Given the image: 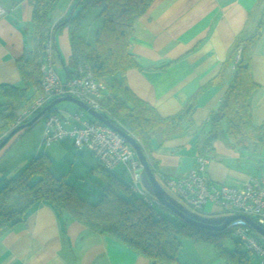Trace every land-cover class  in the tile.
Here are the masks:
<instances>
[{
    "label": "crops",
    "instance_id": "0c3cea01",
    "mask_svg": "<svg viewBox=\"0 0 264 264\" xmlns=\"http://www.w3.org/2000/svg\"><path fill=\"white\" fill-rule=\"evenodd\" d=\"M75 1H57L50 15L51 26L68 13ZM34 3L35 0H0L4 10L0 16V85L20 88L25 85L18 62L29 51ZM258 3L259 0H155L135 23L129 49L139 67L125 74L132 93L153 107L162 118L179 114L191 98L197 97L193 114L195 127L164 143L153 139L150 144L148 160L159 164V174H154L164 189V177L181 178L196 167L201 155L196 146V129L205 125L218 108L231 81V69L227 70L223 84L203 89L229 61L238 38L256 29L262 13ZM69 31L60 32L59 41H55L59 56L53 54L54 64L58 61L63 73V63L68 64L71 55ZM69 69L73 71L74 67ZM250 74L258 86L250 101L251 122L253 126H260L264 122V28L251 52ZM75 113H82V119L86 120L84 114L87 112L83 109ZM57 143L54 150L60 151L62 159L68 158L70 149L67 146L76 148L72 139ZM213 149L211 154H206L209 160L206 175L211 183L240 188L251 177H264V150L261 153L235 150L220 140L214 142ZM7 150L10 146L0 154V164ZM48 159L51 163V158ZM123 168L119 165L114 174L130 181ZM0 170L3 172L0 176H5L8 168ZM103 182L106 184L105 177ZM200 214L206 217L224 215L214 203H208ZM187 239L196 244L207 243ZM193 250L196 260L184 255L182 260L177 257L174 264H215L218 261L211 258L208 263L199 262L200 252ZM253 255L261 264L260 257ZM0 264L150 262L114 237L95 232L70 213L39 201L31 206L24 222L0 233Z\"/></svg>",
    "mask_w": 264,
    "mask_h": 264
},
{
    "label": "trees",
    "instance_id": "16d2710c",
    "mask_svg": "<svg viewBox=\"0 0 264 264\" xmlns=\"http://www.w3.org/2000/svg\"><path fill=\"white\" fill-rule=\"evenodd\" d=\"M57 1L35 0L29 51L18 62L24 87L0 85V106L3 107L0 114V143L11 131L25 126L12 136L0 154L16 136L34 127L43 116L58 113L54 108L42 113L51 102L37 113L36 118L41 113L42 116L34 124L27 126L31 119L16 126L22 110L42 96L41 64L46 59L47 46L50 45L52 55L58 57L56 36L65 29L70 30L73 38L70 61L63 63L64 80L69 79L79 65L88 64L95 79L105 88L100 99L103 116L135 137L147 158L153 139L164 143L195 127L193 114L197 97L191 98L179 114L162 118L153 107L132 93L125 80L129 70L139 67L129 49L134 25L155 0H76L68 13L51 26L50 15ZM258 5L262 13L256 29L238 38L229 61L203 89L223 84L227 70L231 69L232 78L218 108L211 113L205 125L196 129V146L202 157L207 158L206 154L214 151L213 144L218 140L228 148L244 152L258 153L264 148V122L260 126H253L250 114L251 97L258 87L251 79V52L264 28V0H259ZM91 10H100L103 25L96 31L92 43L82 37L75 39L84 15ZM70 66L74 67L73 71L69 69ZM53 67L55 69L54 62ZM148 161L152 171L159 174V164L154 160ZM50 167V160L46 156H39L18 176L0 187V233L24 222L31 206L46 201L57 210L70 213L93 231L114 237L148 259L150 264L176 263L184 238L212 243L222 255L221 244L208 236L184 231L186 228L195 231L203 229L193 227L163 205L158 206L164 213L156 212L155 207L149 208L130 189L131 180L121 179L114 174V170L108 171L100 164L106 184L101 186L103 191L98 201L92 203L80 196L65 176L56 177ZM123 169L130 177L126 167ZM207 232L208 235L212 234L211 231ZM246 253L241 254L237 264H250Z\"/></svg>",
    "mask_w": 264,
    "mask_h": 264
},
{
    "label": "built area",
    "instance_id": "2783aa9c",
    "mask_svg": "<svg viewBox=\"0 0 264 264\" xmlns=\"http://www.w3.org/2000/svg\"><path fill=\"white\" fill-rule=\"evenodd\" d=\"M4 10L0 7V16ZM45 61L41 64L43 94L19 114L16 126L36 118L37 113L54 99L66 96L83 102L103 115L100 99L104 86L93 76L88 64L79 65L74 74L62 80L53 67V55L47 46ZM239 56V53H238ZM46 118L43 145L50 147L65 139H72L79 150H89L108 171L123 165L129 172L133 193L140 196L149 208L161 205L142 185L143 165L135 150L117 132L96 121L82 119V113L58 112ZM206 157L200 156L197 165L187 175L170 179L164 177L165 190L193 213L200 214L208 203L218 205L224 215H237L226 231L244 248L260 257L264 264L263 238L251 227L247 218L264 228V177H251L240 188L211 183L206 175Z\"/></svg>",
    "mask_w": 264,
    "mask_h": 264
},
{
    "label": "rangeland",
    "instance_id": "374dc122",
    "mask_svg": "<svg viewBox=\"0 0 264 264\" xmlns=\"http://www.w3.org/2000/svg\"><path fill=\"white\" fill-rule=\"evenodd\" d=\"M102 25L103 21L100 17V10H91L84 15L81 28L76 32L74 38L79 39L82 37L92 43L96 31ZM60 35L61 34L58 33L56 37L57 42L59 41ZM68 37L72 39L73 35L69 32ZM61 67L62 66L57 61L55 64V71L61 79L64 80V73L61 71ZM54 109H57V111L67 110L72 113L81 110L78 106L70 102H62L56 105ZM2 112L3 107L0 106V114ZM84 118L86 120L90 118L92 119L90 121L95 122L88 113L84 114ZM45 123L46 118L42 117L34 127L19 134L13 139L9 145L10 150H7L0 164V169L3 170L8 168L5 176H0V187H2L5 182L18 176L27 168L34 158L43 155L47 158H51L50 169L56 177L60 178L65 176V179L76 188L80 196L92 203L97 202L99 195L103 191L101 186L104 185V176L94 154L89 150L78 151L76 148L74 149L67 146L70 149V151H67L68 158L62 159L60 151L54 150L59 143H54L50 148L44 146L42 143ZM263 150L264 148L258 153H261ZM1 174H3V172L0 170V175ZM257 174L261 176L260 173ZM155 211L164 213L160 206H155ZM184 231L198 236H208L211 240L221 244L222 255H219V250L212 243L196 244L195 242H191L190 239L184 238L182 241L183 249L181 250L182 252L178 254V259L182 260L185 255L191 260H196L197 255L193 249H198L201 254L199 262L203 261L208 263L211 261V258H217L218 261L215 264H237L238 259L241 258V254L247 252L242 243L228 231L218 234L210 233L211 235H208L207 230L195 231L186 228ZM262 242L264 244V240ZM246 256L250 260V264H260L259 258L252 253L247 252Z\"/></svg>",
    "mask_w": 264,
    "mask_h": 264
},
{
    "label": "water",
    "instance_id": "95a60500",
    "mask_svg": "<svg viewBox=\"0 0 264 264\" xmlns=\"http://www.w3.org/2000/svg\"><path fill=\"white\" fill-rule=\"evenodd\" d=\"M62 102H70L75 105H77L79 108L86 111L88 114H90L95 120L105 124L118 134H120L127 143L135 150L136 155L140 163L143 165L144 171L142 174V185L144 189L156 200L178 216H180L184 221H186L188 224L192 225L193 227H196L197 229H203L208 230L213 233H221L223 231H226L227 226L230 222L236 220L239 218L237 215H222L219 217H206L201 214L193 213L190 211L187 207H185L183 204H181L177 199L173 198L165 189L164 187L159 183L157 180L154 172L152 171L148 158L143 151V148L139 144L138 140L130 135L125 130L115 126L113 123H111L108 119H106L103 115L98 113L97 111L93 110L92 108L88 107L83 102L78 101L77 99L66 96L62 98H58L55 101H53L42 113H45V111L50 110L54 108L56 105L62 103ZM39 115L37 118H34L27 126H30L31 124H34L35 121L42 116ZM25 126H20L19 128L11 131L9 135L3 140L2 143H0V151L3 149V147L9 142V140L14 136L17 132L23 130ZM247 221L251 225V227L264 239V228L257 225L253 220L247 218Z\"/></svg>",
    "mask_w": 264,
    "mask_h": 264
}]
</instances>
